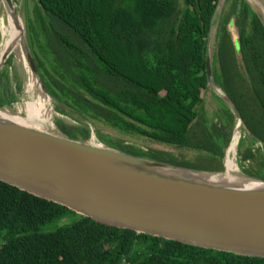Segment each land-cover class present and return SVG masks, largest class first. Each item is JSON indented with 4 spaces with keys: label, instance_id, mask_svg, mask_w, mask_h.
<instances>
[{
    "label": "trees",
    "instance_id": "trees-1",
    "mask_svg": "<svg viewBox=\"0 0 264 264\" xmlns=\"http://www.w3.org/2000/svg\"><path fill=\"white\" fill-rule=\"evenodd\" d=\"M217 1L31 0L29 12L23 5L26 44L40 84L55 101L54 111L70 121L51 117L54 129L132 156L219 171L232 115L223 109L215 126L200 108L205 41ZM173 2L179 9L169 24ZM214 46L212 80L264 146V29L244 0H224ZM9 63L0 69V108L7 110L21 93L20 77L5 68ZM95 122L99 130H89ZM166 147L188 150L199 160L194 164ZM239 147L240 162L254 159L249 147ZM202 160L215 164L203 166ZM0 264H264V259L100 225L0 182Z\"/></svg>",
    "mask_w": 264,
    "mask_h": 264
},
{
    "label": "water",
    "instance_id": "water-1",
    "mask_svg": "<svg viewBox=\"0 0 264 264\" xmlns=\"http://www.w3.org/2000/svg\"><path fill=\"white\" fill-rule=\"evenodd\" d=\"M223 2L224 0L217 1L212 16L203 63L205 86L215 87L217 90L219 89L212 80L211 56L216 23ZM244 2L264 29V0ZM0 9L12 16L15 13L12 0H0ZM9 54L10 49L0 58V69L7 59L12 62ZM19 54L24 60L23 77L13 64L8 70L10 74L12 69L15 70L20 77L21 93L15 107L23 105L22 110L20 109L23 117L14 116L11 112L14 109L0 108V114L25 120V105L34 103L33 97L46 101L44 108L35 107L41 120L32 123V127L0 118V182L64 207L100 225L193 247L264 259V187L244 189L203 184V180L211 177L222 180L229 176L264 185V180L248 176L238 169V143L232 147L235 152V168L227 170L225 166L229 139L223 150L221 169L208 172L132 156L100 144L71 140L56 130L53 134L47 130L41 131L37 127L42 128L45 124L42 115L50 120L51 117L59 119L57 116L60 114L54 111L52 105L55 101L40 84L28 48L22 44ZM32 79L37 83L36 90H28ZM222 100L232 115V122L235 121L230 135L236 128L238 138H241L243 132L251 137L238 111L224 93ZM49 125L51 127L52 123ZM103 130L119 139L143 144L117 132ZM109 162L174 170L191 174L201 183L114 169L105 165Z\"/></svg>",
    "mask_w": 264,
    "mask_h": 264
},
{
    "label": "bare ground",
    "instance_id": "bare-ground-1",
    "mask_svg": "<svg viewBox=\"0 0 264 264\" xmlns=\"http://www.w3.org/2000/svg\"><path fill=\"white\" fill-rule=\"evenodd\" d=\"M3 23H4V30L1 32L2 39L0 42V58L5 53H7V51L9 49L14 50L17 55H20L19 51L21 50V47H22L23 32H22V24H21V21H20L18 15H16L14 13V15L12 16V15H9L8 13H5L4 11H2V18L0 17V28H1V30H2V24ZM30 89H33V90L37 89V83L33 79L29 83L28 90H30ZM44 101H46V100L45 99L41 100L40 98L38 100V104L43 106V108H44ZM37 113H38V111L35 110L34 103H27L25 105V120H20L14 116H10V115H7L5 113H2L4 116L0 114V118H3L4 120L14 122V123H17L19 125L26 126V127H32V123L41 120L40 117L37 115ZM250 141H251V139H250ZM249 151H250V149H249ZM248 155L250 156L249 153H248ZM105 165H108L114 169L116 168V169H124L127 171L144 172V173L154 175L157 177H164V178H170V179L181 180V181L183 180V181H186L189 183H196L197 182L195 180L196 178L193 177V175L179 173L178 171H174V170L151 168L148 166H142V165H138V164H134V163H121V162H114L111 164L109 162V164L106 163ZM225 166H226L227 170H229V168H235V160L233 159L232 151H230V153L226 154ZM200 180H202V179H200ZM203 181H204L203 184H205V185L235 187V188H244V189H256V188L264 187L263 184H259L257 182L234 179V178H231L229 176L224 177L222 180L219 178L211 177L210 179L203 180ZM197 183H201V182L199 181Z\"/></svg>",
    "mask_w": 264,
    "mask_h": 264
},
{
    "label": "rangeland",
    "instance_id": "rangeland-1",
    "mask_svg": "<svg viewBox=\"0 0 264 264\" xmlns=\"http://www.w3.org/2000/svg\"><path fill=\"white\" fill-rule=\"evenodd\" d=\"M12 4L14 6L15 14L18 15V17H19V19L21 21L22 28H23V43L22 44L27 49V45H26V42H25V38L24 37H25V34L29 31V27H28L27 24L24 23L25 20H24V13H23V5H26L27 6V9H28V12H29L30 7L32 6L31 0H12ZM178 9H179L178 2H176V3L173 2L170 11L166 15L169 24L171 22H173V20L177 17ZM0 17L2 18V10L1 9H0ZM3 30H4V23L2 24V30L0 28V42H1V39H2L1 32ZM63 30L64 31L62 32V34H64V35L67 34V30L65 28H63ZM228 31H229V33L231 35V39L233 41H236V29L234 28V26H232L231 23L228 24ZM214 50H215V46H214V43H213V52H214ZM9 55H11V58H12L11 60H12V63H13V66H14L15 70H17L19 72V74L22 75V73L24 71V68H23L24 60H23V58H21L20 55H17L14 50H10V54ZM5 68L8 70L10 68V64H9V67L5 66ZM22 77H23V75H22ZM33 100H34V103H35V107H37L39 109L43 108V106H41L40 104H38V100L36 99V97H33ZM19 107L20 108H17V106H16L15 109H14V111H11V112L14 114V116H17V117L19 116L20 118H22L23 117V113H21L22 111H20V109L22 110L23 105H19ZM46 108H47V106H46ZM19 111H20V113H18ZM45 112H47V110H45ZM42 117L45 120V124L42 125V128H41V126H38L37 128L39 130H41V131H44V130L46 131L47 130L51 134L56 133L55 129L52 126L51 127H50V125L48 126V124L51 123L50 120L47 117H45V115H42ZM57 117H59V119H61V120H65V121H68L69 122V120L66 119V117H64L62 115H58ZM234 122H232V123L234 124ZM99 126H100V124L99 123H96V122L93 123V124L90 123V125H89L90 128H92V127L95 128L96 127V130L98 129ZM239 133L242 134L241 131H239ZM229 135H230V133H229ZM91 144H94V143H91ZM96 144H98V143H96ZM239 146L241 147V143L239 144ZM160 147L163 148V149H165V146H163V145H160ZM166 148L168 149V151L171 154H173V155H175L177 157L179 156V157H182V158H185V159H190L192 161V163H194V164H195V162H197L199 160V159H197V161H196V157H194V155H192V153L190 151H188V150H176V149L171 148V147H166ZM236 155H238V151H237ZM199 163L201 165H203V166H214V164H215L214 162H209L207 160H202ZM222 164H223V162L221 160V165ZM252 168L255 171H260L261 170V169H259V166L256 167V168L255 167H252ZM238 169L240 170L239 166H238ZM251 175L257 176V177H260L261 176L257 172H251Z\"/></svg>",
    "mask_w": 264,
    "mask_h": 264
},
{
    "label": "crops",
    "instance_id": "crops-1",
    "mask_svg": "<svg viewBox=\"0 0 264 264\" xmlns=\"http://www.w3.org/2000/svg\"><path fill=\"white\" fill-rule=\"evenodd\" d=\"M9 64L11 65L13 63L11 62ZM11 85H13L12 82H11ZM216 87H218V86H216ZM218 89L219 90H217L215 87L205 86V88L200 92V99H201L200 108L202 110V114L208 120L210 119L209 121L212 124H214L215 126L219 123L218 122L219 117L222 116L223 109L225 111L227 110V107L222 100V94L223 93H221V89L219 87H218ZM244 90H245V88H244ZM13 109H15V105H13L12 110ZM214 109L216 111H212ZM241 138H242L241 139V147L242 148L249 147L250 151L253 153V158L254 157L256 158L258 156V159L256 160L254 158L255 160L253 159V161L252 160H244V161H241V163H240L239 155H237L236 164L239 166L240 171H242L240 164L244 165L245 167H246V165L251 166V167H255V168L259 166V169H261V170L258 172H260V174H261L264 171V146L262 145V143H260L255 138L247 136L244 132H243ZM250 139H251V141H250ZM193 154L194 153H192V155Z\"/></svg>",
    "mask_w": 264,
    "mask_h": 264
},
{
    "label": "built area",
    "instance_id": "built-area-1",
    "mask_svg": "<svg viewBox=\"0 0 264 264\" xmlns=\"http://www.w3.org/2000/svg\"><path fill=\"white\" fill-rule=\"evenodd\" d=\"M236 133H237L236 128H234L232 134L229 136L230 143H229V146L227 148V153H230V151H232L233 159L235 158V152L232 150V147L234 145H237V143L239 142V139H240V138H238V136L236 135Z\"/></svg>",
    "mask_w": 264,
    "mask_h": 264
},
{
    "label": "flooded vegetation",
    "instance_id": "flooded-vegetation-1",
    "mask_svg": "<svg viewBox=\"0 0 264 264\" xmlns=\"http://www.w3.org/2000/svg\"><path fill=\"white\" fill-rule=\"evenodd\" d=\"M230 36H231V35H230ZM232 41H233V40H232ZM212 111H216V110L214 109V110H212ZM212 111H211V112H212ZM210 114H211V113H210ZM239 115H240V114H239ZM244 117H245V119H246V116H244ZM248 118H250V117H248ZM246 120H247V119H246ZM250 120L253 121V122L255 121V120L253 119V117H251ZM241 121L244 123L243 119H241ZM89 130H90V127H89ZM241 139H242V138L239 139L238 145L241 143ZM239 148H241V147H239ZM239 151H240V150H239ZM255 159L257 160V159H258V156H257ZM240 163H241V162H240ZM243 166H244V165H243ZM243 168H248V169H250V170L252 169V170H251L252 172H257L258 174H260V172L253 170V168H252L251 166H247V165H246V167L244 166ZM263 172H264V171H263ZM263 172H262L260 175H262V176L264 177V173H263Z\"/></svg>",
    "mask_w": 264,
    "mask_h": 264
}]
</instances>
